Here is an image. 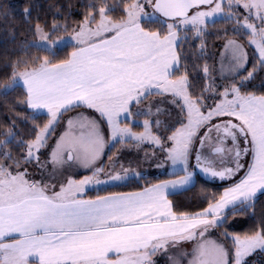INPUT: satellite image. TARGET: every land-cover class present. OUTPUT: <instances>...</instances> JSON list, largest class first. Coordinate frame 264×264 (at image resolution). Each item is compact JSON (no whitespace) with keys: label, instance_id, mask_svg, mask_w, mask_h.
I'll list each match as a JSON object with an SVG mask.
<instances>
[{"label":"snow or ice","instance_id":"obj_1","mask_svg":"<svg viewBox=\"0 0 264 264\" xmlns=\"http://www.w3.org/2000/svg\"><path fill=\"white\" fill-rule=\"evenodd\" d=\"M50 7L0 84V264H261L264 0Z\"/></svg>","mask_w":264,"mask_h":264},{"label":"trees","instance_id":"obj_2","mask_svg":"<svg viewBox=\"0 0 264 264\" xmlns=\"http://www.w3.org/2000/svg\"><path fill=\"white\" fill-rule=\"evenodd\" d=\"M89 0H0V13L4 10H10L9 18L5 19L0 15V84L3 83L5 74H10L11 69L6 68L5 65L9 60L14 61L18 57L25 55L24 52L20 51V45L25 40H31L32 37L29 33L26 32L24 25V18L21 14V10L24 6H30L32 9L31 15L35 18L37 15L41 17V20L47 19L49 23L52 20V13L55 11L54 7L50 6H64L63 11L67 13V6L72 5V16L69 17V20L79 19V13L83 9V5L87 4ZM106 3L109 5H115L119 3V0H106ZM115 14H119L118 11ZM14 17V19H13ZM34 22V19H33ZM217 27H223V20L215 21ZM213 37H208L209 46H211ZM70 49H65L64 51L59 52V55L62 57L65 54V51ZM31 54H37V49H29ZM43 55L44 53H40ZM260 78H257L254 81V84L258 87L260 84ZM19 98V90L9 92L5 94L0 90V126H5L8 121L14 117V113L19 112L23 113L24 109L22 107L12 108L13 100ZM3 139V137H0ZM196 190L188 192L177 193L176 198L178 200L187 201L188 198H191ZM94 194V193H92ZM261 208H264V196H261L257 200V211ZM248 227L247 224H244L241 227H237L234 230L244 231Z\"/></svg>","mask_w":264,"mask_h":264},{"label":"rangeland","instance_id":"obj_3","mask_svg":"<svg viewBox=\"0 0 264 264\" xmlns=\"http://www.w3.org/2000/svg\"><path fill=\"white\" fill-rule=\"evenodd\" d=\"M214 19H215V21H216V20H223V19L220 18V17H216V18H214ZM144 167H145V168H148L149 166H148L147 164H145ZM253 259L256 260V261L261 262V264H264V256H261V255L258 254V255L255 256Z\"/></svg>","mask_w":264,"mask_h":264},{"label":"crops","instance_id":"obj_4","mask_svg":"<svg viewBox=\"0 0 264 264\" xmlns=\"http://www.w3.org/2000/svg\"><path fill=\"white\" fill-rule=\"evenodd\" d=\"M178 193H180V192H178Z\"/></svg>","mask_w":264,"mask_h":264}]
</instances>
